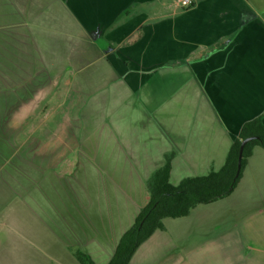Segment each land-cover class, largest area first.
<instances>
[{"label":"crops","instance_id":"1","mask_svg":"<svg viewBox=\"0 0 264 264\" xmlns=\"http://www.w3.org/2000/svg\"><path fill=\"white\" fill-rule=\"evenodd\" d=\"M103 9L102 15L98 14L89 25L79 10L75 19L74 12L64 5V0H0V82L9 88H20L23 80L33 78V72L27 69L36 65L35 60L42 59L35 36L42 30L52 31V36H57V32L64 35L65 14L76 26L75 33L65 35L66 46L74 39L81 44L79 54L81 51L93 53L89 61L76 67L77 72L95 59L106 60L108 69L114 72L112 81L121 86V92L113 100L124 105L121 109L125 108L126 112H147L150 123L148 131L156 134L155 143L161 144L158 145L160 152L157 160L152 161V166L157 167L153 170L151 166L144 173V179L136 181L132 177L127 178L125 173L118 174L116 169L113 173L111 164L114 163L113 157L116 160L115 155L107 154L99 161L100 156L96 153L93 154V162L99 164L94 167L97 181L92 184L84 178L80 167L82 158L77 156L71 174L64 172L63 175L61 170L56 171L59 180L57 185H52V189L64 196V187L74 180L72 177L77 166L76 176L82 178L80 180L78 176V190L72 193L67 186L69 192L65 193L72 196L78 209L72 210L69 206V221L64 214L61 215L58 225L61 224L62 230L52 227L50 232L38 233L47 236L44 244L35 235L37 226H31L35 220L28 224L29 232L23 230L28 227L19 228V222L18 230L13 232H6L0 224V264H82L78 258L79 252L88 255L96 264H107L122 235L134 225L138 214L149 202L147 182L165 164L167 157L172 158L173 184L187 177L207 175L223 166L232 143L246 122L262 117L264 123V84L260 83L264 75L262 67L257 64L246 72L245 50L244 47L239 48V41L236 44L235 40L227 37L220 49L211 56L207 55L203 52L204 48L196 43L195 35L192 40L194 44H189L191 38L186 35L189 25L181 23V14L165 13L163 0L128 3L121 6L115 15L105 13ZM166 21L171 23L170 28H166ZM167 29L170 30L172 45L169 40L165 43ZM88 38H93L92 46L88 44ZM101 43L114 49L102 51ZM214 48L210 46V53ZM120 52L137 53L142 58L129 64L116 61L112 65L110 58L117 56L119 59ZM19 74L25 77L20 78ZM59 75L62 80V69L49 75L48 82L38 86L35 91L21 92L13 109L15 113L5 118L0 130V153L5 154L2 165L6 163L5 159H10V151L16 145L15 137L9 135L7 141L4 133L13 132L16 124L18 128L21 127L19 112H32L30 107L37 94L41 95L49 89L52 78ZM174 77L181 78V81L173 84L172 90L164 94L167 86L164 79ZM247 78H251V81H246ZM139 91L142 94L140 100L135 96ZM9 101H6L8 105ZM157 116L161 118L160 121L154 118ZM103 125L97 130L99 133L108 129L106 124ZM8 127L10 130H7ZM21 132L18 129V134ZM168 132L173 135H168ZM66 134L71 138L73 149L87 147L88 133H83L81 127L68 129ZM109 139L112 140V137L109 136ZM98 141L100 137L94 140ZM80 143L84 145L82 148ZM70 155L69 150L64 162ZM21 157L22 154L13 160ZM261 157H264V149L255 147L243 169L235 188L243 189V199L251 200L249 196L257 181L255 179L262 175L257 167ZM50 169L54 173L58 166L53 165ZM47 171L36 166L34 174L42 176ZM144 184L146 191L145 195L143 191L142 201L141 196L136 199V193H140ZM43 186L36 185L35 190L43 193ZM235 190L214 203L198 205L187 217L165 219L163 229L156 230L137 249L132 264H151V260L162 255L163 258L169 255V264H264V206L257 205L246 215L240 214L229 225H222L224 215L214 217L215 212L226 210V202L236 193ZM108 197L115 200L108 201ZM260 201L253 200L249 204H259ZM10 202L6 199L3 203ZM226 219H231V216L228 215ZM64 225L69 226V231L64 232Z\"/></svg>","mask_w":264,"mask_h":264},{"label":"rangeland","instance_id":"2","mask_svg":"<svg viewBox=\"0 0 264 264\" xmlns=\"http://www.w3.org/2000/svg\"><path fill=\"white\" fill-rule=\"evenodd\" d=\"M142 1L64 0V5L66 7L69 6L70 10L74 12L73 16L75 19L78 10L83 12L86 21L89 22L88 24L92 25V20L98 17V14L102 15L101 8H105L103 9L105 13L115 15L119 13L121 6ZM191 1L192 5L185 8L179 4V0H163L165 13H179L182 16L181 23L189 25V32L186 34L188 38H191L189 39V44H194L192 40L195 35L196 43L199 47H203V52L211 56L220 49L227 37L232 38L236 44L239 41V48L244 47L243 50H245V58L248 64L246 65V72H250V68L258 64L262 67L261 71L264 74V0ZM37 23L39 22L37 21ZM170 24L169 21H166V28H170ZM75 28L74 23L68 20L64 14V35L61 32H57V36H52V31H40L35 36L37 37L35 42L41 55L40 59H42L37 60V62L35 60L36 65L33 67L29 66L27 69V71L33 72V78L23 80L20 88H9L0 82L1 130L5 118L11 117L15 113L13 109L15 108V103L20 99L21 92L35 91L38 86L48 82L49 75L51 76L54 71L63 70L64 77L62 80L60 79L61 75L57 78L53 77V82L49 89L41 95L37 94V98L30 107V110H33L32 112H19L18 121H20L21 127L18 128L16 124L13 132L4 133L7 141L9 135H13L16 143L12 151H10V159H5L6 163L4 165L1 162L5 154L3 152L0 153V194H9L0 196V224L4 226L6 232H13L18 230L16 228L19 222V228L28 227L23 230L29 232L30 225L28 226V224L35 220L31 226H37V229H32L38 231L35 235L43 244L47 236L45 233H38L42 231L50 232L52 227L62 230L61 224L58 225L61 215L64 214V218L68 220L69 206L72 210L78 209L72 196L65 193L69 192L68 187L72 190V193L77 192L78 188L76 186H79L80 182L78 180L79 178L80 180L82 179L81 176L78 175L79 178L76 176L78 167L76 166L74 170V176L72 177L74 180L66 184V188L64 187V196L62 194L60 196L58 190L52 189V185H57L59 180V175L56 171L61 170L60 172L63 175L64 172L66 175L71 174L75 167L77 156H81L82 161L83 159L85 160V162L81 161L80 163L84 178L95 184L97 176L94 173V167L95 164L97 166L99 164L96 161L93 162V154L97 153L100 156L95 155V157L99 158V161L107 154H113L116 157V160L113 157L115 165L114 163L111 164V168L113 169L114 167L113 173L116 169L118 174L125 173L127 178L132 177L136 181L143 180L146 171L152 167L154 170L157 167L152 166V161L154 159L157 160L156 156L160 152L158 145L161 144L155 143L157 142L155 140L157 135L150 130L149 132L147 128L150 124L147 120V112H126L124 111L125 108L124 110L121 109V106L124 107V105L119 101L113 100L121 92V86L119 83L112 81L114 72L108 69L106 60L95 59L86 68L77 72L78 69L76 67L82 66L89 61L93 53L81 51L79 54L78 50L81 44L79 41L75 42L74 39L70 42V45L66 46L64 42L66 41L64 39L65 35L70 32L75 33ZM90 31L92 32V30ZM168 31L170 30L167 29L166 31L168 36H165V43L169 39L172 41L171 34ZM170 40L169 44L172 45ZM88 44L92 46L93 38H88ZM101 45L102 51L114 49V47H110L105 43H101ZM210 46L215 47L212 53H210ZM118 54L120 56L119 59L117 56H114V58L117 57L116 59L109 57L112 65L117 62L129 64L142 58V55L137 53L120 52ZM19 75L20 78L25 77L21 74ZM172 79H164L167 85L164 88V94L172 90L173 84L181 81V78L177 77ZM246 81H251V78H247ZM260 83L264 84V75ZM140 94L141 91L135 95L136 99L140 100V96H142ZM7 100L12 102L10 103L9 101L8 105ZM154 118L159 121L161 119L159 116ZM103 124H106L108 129L99 133L98 131ZM78 126L83 129V133H88L89 141L85 143L87 147L79 150L72 148L71 138L67 137L68 135L66 134L68 129L77 130ZM18 129L22 130L19 134ZM7 130H10V127ZM167 134L172 133L168 132ZM109 136L112 137V140L109 139ZM99 137L100 141L94 142ZM30 144L32 146L28 148ZM83 146L80 143V148ZM71 149L73 150L71 151ZM69 150L72 155L64 162V156ZM214 151L212 150V152ZM20 154H22L21 159L15 158L13 160L14 157ZM24 161L27 164L28 162L30 163L27 165ZM49 161L51 166H58V169L53 170L54 173L50 169ZM258 163L259 166L257 167L260 168L262 175H260L259 179H255L257 181L254 187L251 186L252 193L249 196L251 200L241 198L242 195H245L241 191L243 190L242 188L236 189V193L229 197L226 202V210L214 213L215 218H221L224 215L223 218L225 220L222 225L231 224L232 219L239 217L242 213L246 215L248 211L254 209L257 205L264 206V157L258 159ZM36 166L45 168L46 171L48 170L46 175L34 174ZM36 185H44L43 193L35 190ZM143 191L145 195V184L142 186L140 193H136V199L141 196L140 199L142 198L143 201ZM238 191L241 192L237 193ZM6 199L11 200V202L4 204L3 202ZM109 199L115 200L114 197H108V201ZM253 200L255 202L261 201L259 204H249ZM228 215L231 216L229 220L226 219ZM68 228V225H64V232H67ZM163 254L166 256V253L163 252ZM154 261L151 260V264H169L171 262L169 255L167 258H163L162 255Z\"/></svg>","mask_w":264,"mask_h":264},{"label":"trees","instance_id":"3","mask_svg":"<svg viewBox=\"0 0 264 264\" xmlns=\"http://www.w3.org/2000/svg\"><path fill=\"white\" fill-rule=\"evenodd\" d=\"M249 137H257L246 144L242 167L236 178L240 145ZM255 147L264 149V123L262 117L246 122L232 143L225 163L207 175L187 177L178 184L171 182L172 158L157 169L147 182L150 199L138 214L134 225L121 237L111 260L107 264H132L137 249L158 229H163L165 219L189 216L202 204L214 203L233 193L237 187ZM82 264H96L88 255L79 252Z\"/></svg>","mask_w":264,"mask_h":264},{"label":"water","instance_id":"4","mask_svg":"<svg viewBox=\"0 0 264 264\" xmlns=\"http://www.w3.org/2000/svg\"><path fill=\"white\" fill-rule=\"evenodd\" d=\"M255 138H257V137H249V138H246L245 140H243L241 142L240 150H239V156H238V163H237L236 178L239 176L240 171H241L244 148H245L247 143H249L250 141H252Z\"/></svg>","mask_w":264,"mask_h":264},{"label":"built area","instance_id":"5","mask_svg":"<svg viewBox=\"0 0 264 264\" xmlns=\"http://www.w3.org/2000/svg\"><path fill=\"white\" fill-rule=\"evenodd\" d=\"M179 4L182 7L188 8L192 5V1L191 0H179Z\"/></svg>","mask_w":264,"mask_h":264}]
</instances>
